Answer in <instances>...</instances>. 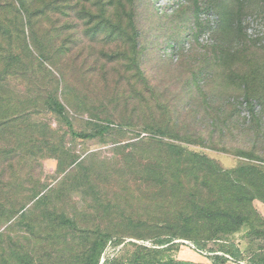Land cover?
Returning a JSON list of instances; mask_svg holds the SVG:
<instances>
[{
	"label": "rangeland",
	"instance_id": "1",
	"mask_svg": "<svg viewBox=\"0 0 264 264\" xmlns=\"http://www.w3.org/2000/svg\"><path fill=\"white\" fill-rule=\"evenodd\" d=\"M0 125V264H264V0H0Z\"/></svg>",
	"mask_w": 264,
	"mask_h": 264
},
{
	"label": "trees",
	"instance_id": "2",
	"mask_svg": "<svg viewBox=\"0 0 264 264\" xmlns=\"http://www.w3.org/2000/svg\"><path fill=\"white\" fill-rule=\"evenodd\" d=\"M49 107L55 113H57L58 115L63 117V119L66 122V126L68 128L69 133L72 136L76 137V138L84 139V140L94 139V138L98 137L99 135L107 133L110 130V126H107L106 128H103V129H101V130H99L97 132H93V133L77 132L76 129L74 128L72 122L68 118L67 113H66V109L62 105V103H60L57 100H50ZM4 124H2V125H4ZM159 133L162 134V130H160ZM170 149L178 152V148L175 145H170ZM242 172L247 177L251 178V180L255 176H258V179H260V178L263 179L264 178V171L260 170L259 168L255 167V166H248L247 168H244L242 170ZM253 186L255 187V189L257 191H259V186L256 183L253 182ZM249 194H252V192L248 190L246 192L244 191L242 195H249ZM256 197H259L260 199L264 200V195L261 196V194H259V196H256ZM219 215H221L222 217L226 218V220L223 221L224 224H220V226L228 228L229 229L228 231H230V232L237 231V229L239 227L243 226L247 222V220L244 217L239 216V215H235V216H231L230 215V216H228V214H222V213H220ZM209 216L210 217L211 216H215V214L209 213ZM229 218H230V220H229ZM228 220H229V222H227ZM61 223L65 224L67 226H71V227L74 226L72 221L66 220L64 218L61 219ZM103 240H104V238H103ZM103 240H101V241H103ZM102 244L104 245L105 241H103ZM102 252H103V248H100V249L95 248L93 253H92V255L89 256V254H90V252H89L87 257H85L86 259L84 258L83 261H81L82 264H98L99 263L98 259H99V256L102 255ZM95 257H97L96 260H95Z\"/></svg>",
	"mask_w": 264,
	"mask_h": 264
},
{
	"label": "built area",
	"instance_id": "3",
	"mask_svg": "<svg viewBox=\"0 0 264 264\" xmlns=\"http://www.w3.org/2000/svg\"><path fill=\"white\" fill-rule=\"evenodd\" d=\"M198 252H199L201 255L205 256V257H208V256H209L208 253L203 252V251H201V250H198ZM227 258H228V261H229L228 264H247V263H245V262H243V261H240V260L234 259V258H232V257H227ZM209 264H212V263L209 262Z\"/></svg>",
	"mask_w": 264,
	"mask_h": 264
},
{
	"label": "crops",
	"instance_id": "4",
	"mask_svg": "<svg viewBox=\"0 0 264 264\" xmlns=\"http://www.w3.org/2000/svg\"><path fill=\"white\" fill-rule=\"evenodd\" d=\"M182 255H183L184 257H188V258H191V259L198 260L199 263H203V264H205L204 259L201 260L202 257H200V256H196V255L190 254V253H188V252H183ZM205 260H206V259H205ZM206 261H207V260H206ZM206 264H209V261H207Z\"/></svg>",
	"mask_w": 264,
	"mask_h": 264
}]
</instances>
